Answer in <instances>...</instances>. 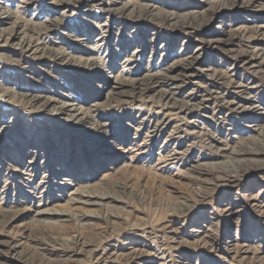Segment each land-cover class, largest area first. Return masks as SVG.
<instances>
[{
    "label": "rangeland",
    "instance_id": "obj_1",
    "mask_svg": "<svg viewBox=\"0 0 264 264\" xmlns=\"http://www.w3.org/2000/svg\"><path fill=\"white\" fill-rule=\"evenodd\" d=\"M6 10L54 21L30 33L75 58L5 45L0 86L83 108L97 99L108 133L0 89V264H264V165L230 155L264 146V0H0ZM192 55V76L104 99L119 80L163 76ZM111 186L107 212L76 200ZM47 208L80 216L55 226L36 213Z\"/></svg>",
    "mask_w": 264,
    "mask_h": 264
},
{
    "label": "bare ground",
    "instance_id": "obj_2",
    "mask_svg": "<svg viewBox=\"0 0 264 264\" xmlns=\"http://www.w3.org/2000/svg\"><path fill=\"white\" fill-rule=\"evenodd\" d=\"M168 17H165L164 20L169 19ZM186 17L187 16L183 18V21L184 19H186ZM5 22H9V25L7 27H0V47H3L5 45L12 46V47L14 46L27 55L41 53L38 57H41L44 54H46L52 57L53 60L61 62V63L68 62L69 60H72L75 58L74 56L70 55L69 53L65 52L64 50L60 48L57 49L53 47L44 46L42 40L38 39L37 37H34V35L30 33V31H35V34H36V32H41V29L47 32L51 30V28L53 27V24L55 23L54 21H51L42 27L40 25H37L34 22L24 21L22 20L21 17H18L16 14L8 12L7 10L3 12L0 11V25ZM68 58H72V59H68ZM182 59H184L182 62L176 63V65L173 66L175 67V71L171 70L173 68L172 67L169 71H166L164 75L162 74L163 76L158 77L157 75H149V76H146L138 80L133 79L134 81H132V79L131 81L130 79L129 81H126L125 79L119 80L121 82H118V83L121 86L118 88H115L112 91H106L104 94V99L108 101V100H114L117 98H123V100H129L130 98H135V97L143 98L147 93H149L150 88L152 87L154 88V86H156L161 80H164V79L165 81L166 79L173 80L177 77L180 79H184V78L192 76V73L194 72L193 71L194 66H195L194 60L196 59V57L192 55V56L184 57ZM14 60L19 61L21 59H14ZM76 60L83 62L87 66H92V67L97 66L96 59H93L88 56L87 57L80 56ZM0 89H2L4 92L6 91L7 95H9L10 97L17 96L20 100L24 101L25 104L29 105L30 107H34V110H37V111L41 110L45 112L48 110H52V112L54 111V113H59V114H64L66 112L67 113L66 115H68L69 118H72L75 120L77 119L79 120L83 119L86 121L92 120L93 123L96 124V130L99 131V134H101L102 136H106V134L108 133L105 130V124L94 117V112L96 111V108L100 105L99 103L100 101L97 99H94L87 107L83 108L81 106H78L76 103H69L65 99H57V98H53L52 96H46V95H41L38 93H30V92L16 93V91L11 90V89H6L2 86H0ZM156 92H157L156 94L158 97V101H162L163 105L164 104L167 105L170 101L174 100L173 98L174 93L170 92L169 90L161 89V91L158 90ZM225 103L228 104V102H225ZM236 103L241 104L240 102H236ZM243 104H246V103H243ZM246 106L247 105H244L243 109H245ZM180 107L181 105L178 108ZM164 123H166L164 119H157L155 121L154 128L156 129V127L158 126L161 127ZM210 144H214V143L211 142ZM230 155H231V158L233 159L232 162H235L236 164L242 161H249L255 164L256 166L264 165V159H263L264 158V146L262 145H259L257 147L245 146L240 149H235V150L233 149L232 151H230ZM260 157H263L262 158L263 160H259ZM232 167H233V164H232ZM203 172L208 173V174H217L216 177L220 178V174L217 171L215 173L212 171H208V170L203 171ZM111 187L112 188L110 190L106 188H100V190L95 189L94 191L91 192V194H87V195L78 194V196L76 197V200L81 201L86 204L95 205L98 208H106V212H107L109 207L113 206V205L108 204L109 202L114 203V202L119 201L114 195V193H112L116 190H119V187L118 186H116L115 188L114 186H111ZM78 189H82V188H78ZM184 205L187 206L186 204ZM36 213L37 215L39 214L38 216H42L43 218L48 219V220L50 218H53L54 222L52 220V222L50 223L53 225L60 224L63 221H68L70 218L76 219V217L80 216L78 214H76L77 215L76 216L75 214L70 212L68 209H63V208H47L45 210L37 211ZM85 215L89 216L91 219L93 218L94 220L107 221L109 220V216L112 214L108 213V215L104 216V215H101L100 213H97V214L90 213V214H85ZM116 216L120 217L121 215L119 216L118 214H116ZM36 221L42 222L41 219H37ZM75 240H78V239H75ZM38 241L40 242V240ZM73 242L75 241L73 240Z\"/></svg>",
    "mask_w": 264,
    "mask_h": 264
}]
</instances>
